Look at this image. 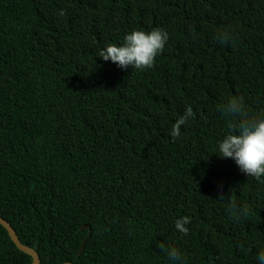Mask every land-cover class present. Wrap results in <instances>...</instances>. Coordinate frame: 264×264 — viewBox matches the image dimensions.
Returning a JSON list of instances; mask_svg holds the SVG:
<instances>
[{
	"label": "trees",
	"instance_id": "16d2710c",
	"mask_svg": "<svg viewBox=\"0 0 264 264\" xmlns=\"http://www.w3.org/2000/svg\"><path fill=\"white\" fill-rule=\"evenodd\" d=\"M153 28L169 36L153 68L100 58ZM233 97L264 115V0H0V215L41 264H171L157 242L185 264H258L264 183L217 154ZM32 262L0 224V264Z\"/></svg>",
	"mask_w": 264,
	"mask_h": 264
},
{
	"label": "clouds",
	"instance_id": "9594fccd",
	"mask_svg": "<svg viewBox=\"0 0 264 264\" xmlns=\"http://www.w3.org/2000/svg\"><path fill=\"white\" fill-rule=\"evenodd\" d=\"M59 15H66V10H61ZM168 39L167 31L161 28H153L151 31L133 30L124 37L122 46L107 45L100 52V58L125 70L128 67L135 70L151 69L156 57L163 53ZM234 39L235 33L231 27L223 28L215 35V40L221 45H228ZM219 110L228 120L229 133L218 143L217 154L222 159L234 160L242 173L264 183V115L251 116L242 97L229 98ZM194 117L192 107L188 106L172 125L170 136L173 140L180 137L181 127ZM217 199L227 201L229 214L235 221L249 218L250 208L247 205L240 206L232 195L227 199L220 195ZM190 222L189 216H183L175 221V228L179 233L188 235L189 228L186 225ZM157 247L167 254L171 264H185L180 249L166 247L163 242H157ZM257 260L258 264H264V250L258 252Z\"/></svg>",
	"mask_w": 264,
	"mask_h": 264
},
{
	"label": "water",
	"instance_id": "95a60500",
	"mask_svg": "<svg viewBox=\"0 0 264 264\" xmlns=\"http://www.w3.org/2000/svg\"><path fill=\"white\" fill-rule=\"evenodd\" d=\"M0 224L3 225L7 229L12 241L16 244V246L21 251L26 252V253H28L29 255L32 256V258H33L32 264H41V257L39 255L38 251L35 248L24 244L21 241V239H20L16 229L13 227V225L6 218H4L1 215H0ZM85 226L89 227V225H85ZM83 247H84V244L82 245V248ZM62 264H74V263H72V262H64Z\"/></svg>",
	"mask_w": 264,
	"mask_h": 264
}]
</instances>
